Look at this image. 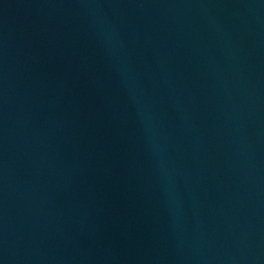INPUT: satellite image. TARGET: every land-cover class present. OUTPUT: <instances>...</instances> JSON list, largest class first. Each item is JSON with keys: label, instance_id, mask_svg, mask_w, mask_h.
I'll return each instance as SVG.
<instances>
[{"label": "water", "instance_id": "water-1", "mask_svg": "<svg viewBox=\"0 0 264 264\" xmlns=\"http://www.w3.org/2000/svg\"><path fill=\"white\" fill-rule=\"evenodd\" d=\"M0 264H264V0H0Z\"/></svg>", "mask_w": 264, "mask_h": 264}]
</instances>
